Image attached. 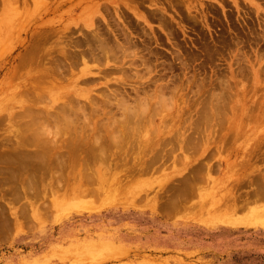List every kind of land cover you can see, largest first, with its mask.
<instances>
[{"label":"rangeland","instance_id":"1","mask_svg":"<svg viewBox=\"0 0 264 264\" xmlns=\"http://www.w3.org/2000/svg\"><path fill=\"white\" fill-rule=\"evenodd\" d=\"M40 1L39 9H44L46 3L58 0ZM134 2L139 15L145 14L140 18L154 16L150 22L135 17L118 2L106 5L108 11L104 12L100 1L101 10L94 16L92 29L107 31L110 37L121 40L125 35L131 40H144L146 46L139 44V54L148 58L152 75L158 77L167 70L165 76L173 75L176 83L182 82L183 92L189 95L199 86L204 100L215 90L212 85L224 80L231 95L225 97L223 114L215 126V142L206 148L200 139L195 150H188V160L176 168L169 166L165 172L140 174L113 169L110 179L115 174L118 180L104 183L100 191L103 195L119 185L112 194L119 196L121 203L94 211L49 208L41 222L29 217L28 206L16 220L13 207L23 209L27 201L13 200L6 189L12 185H0V264H264V227L199 221L201 217L225 214L233 196L254 187L246 183V177H260L257 166L264 171V0ZM66 7L39 22L59 18L62 23L76 21L79 10L67 18ZM119 7L115 14L114 9ZM5 9L0 0V104L6 102L2 116L19 111L26 100L21 91H14L26 74L22 71L14 78V69L30 38L33 22L27 20V15L34 9L40 11L29 3L24 15L14 16L9 23L4 20ZM27 10L30 12L26 15ZM164 24L166 28L159 26ZM78 25L82 27L83 22ZM126 26L134 30L129 36ZM75 32L73 39L80 36L81 30ZM253 69L260 71L258 81ZM137 82L127 81L126 89L130 91ZM242 90L246 99L237 100ZM3 132L0 124V136ZM134 136L158 141L164 134L145 129ZM199 161L210 163L209 177L201 171ZM194 171L203 179L186 187L184 179ZM175 195L181 198L184 208L172 210L171 215L152 209L154 202L161 206ZM129 201H138L139 206ZM17 221L25 225L18 229L13 224Z\"/></svg>","mask_w":264,"mask_h":264},{"label":"bare ground","instance_id":"2","mask_svg":"<svg viewBox=\"0 0 264 264\" xmlns=\"http://www.w3.org/2000/svg\"><path fill=\"white\" fill-rule=\"evenodd\" d=\"M1 1L6 7L4 20L9 23L16 15L22 17L29 3L41 7L40 0ZM100 1L104 12L108 11L106 5L118 2L135 17L145 15H139L140 2L135 1L136 5L134 0H58L55 4L46 3L39 12H26L27 20L33 24L14 69V78L20 77L22 71L26 74L14 89L21 91L26 100L19 111L12 110L4 116L1 112L6 102L0 104V124L4 129L0 136V185H12L6 189L11 191L13 200L27 201L23 209L13 207L16 220L25 213L26 206L29 217L41 222L49 208L94 211L121 203L119 196L112 194L119 185L101 195L104 183L118 180L115 174L110 179L111 170L165 172L169 166L176 168L188 160V150H195L200 139L206 148L215 142V126L223 114L225 97L231 95L227 83L222 80L212 85L215 90L202 100L199 86L191 95L184 93L182 82L176 83L173 75L165 76L167 70L154 77L148 58L139 54V44L146 46L144 40H131L127 35L121 40L110 37L107 31L92 29L94 16L101 10ZM66 5L67 18L79 10L76 21L62 23L59 18L55 22H39ZM119 10L120 7L114 9L115 14ZM151 17L154 16L140 19L150 22ZM79 21L83 22L82 27ZM159 26L166 28L165 24ZM125 29L128 36L134 31L130 26ZM77 30H81L80 36L73 39ZM252 73L258 81L260 71L253 69ZM131 79L138 84H132L128 91L125 84ZM100 83L102 86L98 87ZM238 99H246L244 90ZM184 118H189V122L185 123ZM145 129L164 134L163 139L148 141L134 136ZM198 163L209 177L210 163ZM257 168L260 177H246V183L254 187L233 196L225 214L210 219L201 217L199 221L264 227V171ZM202 179L194 171L184 182L188 187ZM164 201L161 206L154 202L152 209L171 215L172 210L184 208L177 195ZM129 204L139 206L138 201ZM13 224L18 229L25 225L23 221Z\"/></svg>","mask_w":264,"mask_h":264}]
</instances>
